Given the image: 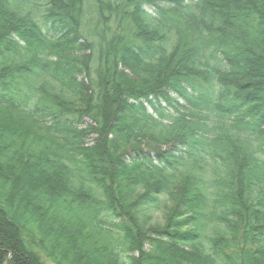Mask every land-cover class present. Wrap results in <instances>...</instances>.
<instances>
[{
	"label": "trees",
	"instance_id": "16d2710c",
	"mask_svg": "<svg viewBox=\"0 0 264 264\" xmlns=\"http://www.w3.org/2000/svg\"><path fill=\"white\" fill-rule=\"evenodd\" d=\"M0 264H264V0H0Z\"/></svg>",
	"mask_w": 264,
	"mask_h": 264
},
{
	"label": "rangeland",
	"instance_id": "374dc122",
	"mask_svg": "<svg viewBox=\"0 0 264 264\" xmlns=\"http://www.w3.org/2000/svg\"><path fill=\"white\" fill-rule=\"evenodd\" d=\"M90 29V25L86 22H84V32H87ZM14 117L16 120L22 122L23 124L31 127V128H35V123L33 121H31L30 119L27 118V116L23 115V114H14ZM36 129V128H35Z\"/></svg>",
	"mask_w": 264,
	"mask_h": 264
}]
</instances>
